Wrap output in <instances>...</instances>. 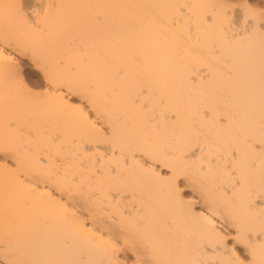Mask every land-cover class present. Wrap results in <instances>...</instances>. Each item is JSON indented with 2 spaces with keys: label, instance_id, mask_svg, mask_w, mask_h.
<instances>
[{
  "label": "bare ground",
  "instance_id": "6f19581e",
  "mask_svg": "<svg viewBox=\"0 0 264 264\" xmlns=\"http://www.w3.org/2000/svg\"><path fill=\"white\" fill-rule=\"evenodd\" d=\"M234 1L0 0V264H264V0Z\"/></svg>",
  "mask_w": 264,
  "mask_h": 264
},
{
  "label": "rangeland",
  "instance_id": "374dc122",
  "mask_svg": "<svg viewBox=\"0 0 264 264\" xmlns=\"http://www.w3.org/2000/svg\"><path fill=\"white\" fill-rule=\"evenodd\" d=\"M234 1V0H233ZM238 1V2H237ZM245 1V0H244ZM235 2V5L237 6V5H239V3L240 2H243V1H240V0H235L234 1ZM234 4V3H233ZM27 62V64H25L24 65V63H26ZM26 62H23V67H24V70H26L25 71V73H26V75H27V78H30V79H33L34 81H36V82H38L39 80H41L42 79V77L38 74V73H36V72H34V70H33V68L29 65V62L28 61H26ZM26 67V68H25ZM32 68V69H31ZM32 71H31V70ZM30 70V71H29ZM29 72V73H28ZM32 72V73H31ZM38 74V75H37ZM28 75H30V76H28ZM29 79V80H30ZM40 82V81H39Z\"/></svg>",
  "mask_w": 264,
  "mask_h": 264
}]
</instances>
